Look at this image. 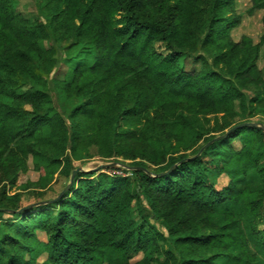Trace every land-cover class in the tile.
<instances>
[{"label":"trees","instance_id":"16d2710c","mask_svg":"<svg viewBox=\"0 0 264 264\" xmlns=\"http://www.w3.org/2000/svg\"><path fill=\"white\" fill-rule=\"evenodd\" d=\"M36 1L38 16L29 18L13 0H0V264L264 258V129H236L191 158L249 117L264 125L258 65L264 33L258 43L246 35L233 39L241 23L236 0ZM249 1L250 14L264 11V0ZM52 35L68 40L61 79L51 78L58 62ZM158 42L167 54L156 51ZM75 52L92 54V61ZM185 56L200 68L187 70ZM55 90L76 101L67 116L51 110ZM210 115L223 122L211 125ZM238 117L245 121L234 122ZM236 138L240 147L232 145ZM91 151L128 162L132 168L123 170L131 175L80 171L60 199L18 212L26 205L8 185L19 171L32 169L40 183H50L58 172L69 177L74 161L89 159ZM250 172L261 187L237 185ZM222 176L228 182L218 187ZM143 198L160 222L130 217ZM42 255L46 260L38 263Z\"/></svg>","mask_w":264,"mask_h":264},{"label":"rangeland","instance_id":"374dc122","mask_svg":"<svg viewBox=\"0 0 264 264\" xmlns=\"http://www.w3.org/2000/svg\"><path fill=\"white\" fill-rule=\"evenodd\" d=\"M15 4V8L18 12H21L25 16L29 18H36L38 16V8H37V1L36 0H13ZM251 7V2L249 0H236V12L241 15V23L239 26L235 27L232 30V37L235 41H239L242 36L246 35L251 37L256 43L259 42L260 37L264 33V11L263 10H257L253 14H250L249 8ZM50 44L55 46L57 48L58 52V62L55 67V69L52 71L51 78L55 79H61L63 74L68 69L69 64L68 61L65 62V60H62L65 57L64 50L67 48L68 40L64 37V35H52L50 38ZM82 49V48H80ZM156 51L161 54L165 55L169 51L165 47L164 44L156 43L155 44ZM84 49L80 51V53L84 52ZM87 51V50H85ZM263 51L264 47L262 48L260 59L258 60V65L261 69L264 68V57H263ZM78 52V51H77ZM75 52V54H77ZM77 57L79 60H84L87 62H91L93 55L90 53L85 54H77ZM209 61L212 59V55L208 56ZM71 62H73L71 60ZM180 62L185 65L187 70L192 69H199L201 66V62L197 61L193 57L185 56L180 59ZM52 104H51V110L54 112H59L63 116H67L71 110V108L76 104V101H67L64 96L58 91H52ZM210 124H214L216 120H219L220 122H223L220 115L219 116H213L210 115L208 117ZM247 119V118H246ZM249 120L253 122H262V118L259 116L255 117H249ZM245 121L243 118L238 117L234 122H241ZM216 134V133H215ZM218 134V133H217ZM232 145L235 147H240L241 142L238 138L234 139L232 142ZM91 157L89 159L74 161V166L77 168L78 166H81L83 168V172H89L93 169L97 168L101 164H107V163H115L116 167L114 168H104V169H96L93 170L96 172V175L100 172H113L117 173L119 175H131V173L125 174L123 169L130 170V166L128 162L122 163L121 161H105L101 159L99 156L95 154L94 151H91ZM31 165V164H30ZM39 173L35 172L34 170L30 169L27 172H21L18 173V179L16 183L13 186L8 185V193L9 194H15L19 193L22 195V204L26 206H31V208L36 207L37 205L44 204L49 201L50 198L57 196L61 190L69 183L70 176L68 177L62 172H58L55 174L54 179L50 183H40L39 182ZM228 182V178L226 176H222L219 179L218 187H222L226 185ZM247 182H250L252 184V187L254 189H257L261 187V181L259 177L253 173L250 172L247 176L239 179L237 181V185L240 187H243L244 184ZM6 220L13 219L12 215L4 214L3 216ZM130 217L132 219L137 220L138 222H141L143 219L150 220L151 222L153 220V215L149 206V202L143 198L142 203L134 202L130 208ZM154 222H160V221H154ZM242 227L244 230L249 234L251 246L254 247L255 244V238L251 234V231L249 229V226L247 223H243ZM260 232L264 234V222L260 224ZM40 239L46 240V235L43 232H38ZM142 253L138 254L136 257L132 259V261H136L142 258ZM46 260V255H42L38 259V263H43ZM245 264H264V258H260V260L257 263H245Z\"/></svg>","mask_w":264,"mask_h":264},{"label":"water","instance_id":"95a60500","mask_svg":"<svg viewBox=\"0 0 264 264\" xmlns=\"http://www.w3.org/2000/svg\"><path fill=\"white\" fill-rule=\"evenodd\" d=\"M243 127H260L262 129H264V125L260 122H253V121H245V122H241V123H238L234 126H232L231 128H229L227 131H225L223 134H220V135H217L215 136L213 139H211L210 141H208L206 144H204L200 149L199 151L197 152V154H195L194 156H192L191 158H194L196 156H198L206 147H208L211 143H213L214 141L216 140H219V139H222V138H225L226 136H228V134H230L231 132H233L234 130L236 129H239V128H243ZM116 167V164L115 163H107V164H101L99 165L97 168L93 169V170H96V169H104V168H115ZM132 168V167H131ZM130 168V169H131ZM143 169V168H142ZM173 169V167H171L169 170L165 171V172H161L159 174H154V176H160V175H164L166 173H168L169 171H171ZM92 170V171H93ZM146 172L149 173V171H147L146 169H144ZM80 171H85L83 170V168L81 166H78L77 168H75L72 172H71V175H70V180H69V183L63 188V190H61V192L53 199L49 200L48 202H54L58 199H60L64 193L66 191L69 190V188L71 187V185L73 184V181H74V178L76 176V174ZM91 171V170H90ZM31 206H25L23 208H21L19 211H22L24 209H29L31 208Z\"/></svg>","mask_w":264,"mask_h":264}]
</instances>
